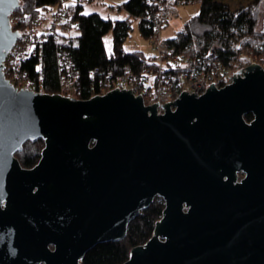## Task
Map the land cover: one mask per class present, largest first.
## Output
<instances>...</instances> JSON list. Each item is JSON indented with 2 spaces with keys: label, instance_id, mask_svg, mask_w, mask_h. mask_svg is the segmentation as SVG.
Here are the masks:
<instances>
[{
  "label": "water",
  "instance_id": "obj_1",
  "mask_svg": "<svg viewBox=\"0 0 264 264\" xmlns=\"http://www.w3.org/2000/svg\"><path fill=\"white\" fill-rule=\"evenodd\" d=\"M20 6L0 0L1 247L18 264H83L159 195L153 235L119 264H264L263 64L201 95L185 89L161 113L132 88L17 90L4 67ZM40 138V160L23 167L16 153Z\"/></svg>",
  "mask_w": 264,
  "mask_h": 264
},
{
  "label": "trees",
  "instance_id": "obj_2",
  "mask_svg": "<svg viewBox=\"0 0 264 264\" xmlns=\"http://www.w3.org/2000/svg\"><path fill=\"white\" fill-rule=\"evenodd\" d=\"M166 0H127L123 2L127 16L122 19L106 18L99 12H86L82 0H21L11 19L21 12L20 20L13 22L14 28L25 31L31 18L43 21V15L64 5L68 12L70 29L79 30L78 35L50 33L49 38L37 46L26 61L33 76L44 75V90L49 93L69 94L62 87V76L66 72L61 58L63 52L69 54L75 63L78 88L72 93L79 98H89L103 92L106 79L113 74L123 73L128 65L138 73H146L157 67L155 56H148L142 49L128 50L125 40L132 29V20L139 19L142 34L150 39L157 38L160 30L156 23L160 18L162 3ZM198 1L199 11L191 16L173 37L164 38L170 42L181 56L199 64L207 52L216 47L222 64L231 69L238 64L247 65L259 61L264 66V30L259 27L260 5L264 0H249L247 5L233 9L223 0ZM87 13V14H84ZM113 31L114 49L109 53L105 36ZM43 61L40 62V57ZM181 61L167 59L166 71L176 72ZM219 85L225 82L220 80ZM248 119L252 113L246 115ZM45 145L42 138L29 140L23 150L16 155L23 165L33 166L40 160ZM165 207L162 197L155 200L135 217L128 227L127 236L120 241L101 242L88 250L83 264H119L130 256L131 249L147 242L153 235L158 219Z\"/></svg>",
  "mask_w": 264,
  "mask_h": 264
},
{
  "label": "built area",
  "instance_id": "obj_3",
  "mask_svg": "<svg viewBox=\"0 0 264 264\" xmlns=\"http://www.w3.org/2000/svg\"><path fill=\"white\" fill-rule=\"evenodd\" d=\"M180 3H185V0H166L162 3L160 18L156 23L159 30L168 22L169 15L176 13L177 5ZM121 7L124 8V5ZM70 30L68 12L64 5L43 15V21L31 18L27 28L25 31H21V35L5 60L4 72L10 83L17 90L32 89L37 92H46L43 86L42 68L38 77L33 76L26 66V61L36 47L49 38L50 33H66ZM151 42L158 51L156 54L158 59L155 58V61L159 65L146 73H138L130 65L123 73L113 74L110 72V76L105 81L103 92L117 87L132 88L136 94L144 96L147 104L159 101L158 112L161 113L165 110L162 103L176 99L185 89L188 92L193 93L194 91L201 95L207 91L211 82H216L218 86H221L218 82L226 80L229 75L230 69L222 64L216 47H212L202 61L196 64L191 59L181 57L175 47L160 35L153 38ZM61 58L66 68V72L62 76V87L69 92L68 95L73 96L72 93L78 88L75 63L66 52L62 53ZM39 59L40 62L43 61L42 56ZM167 59L174 62L181 61V64L175 69L176 72L165 70L164 62ZM230 78L232 80L231 76H229Z\"/></svg>",
  "mask_w": 264,
  "mask_h": 264
},
{
  "label": "rangeland",
  "instance_id": "obj_4",
  "mask_svg": "<svg viewBox=\"0 0 264 264\" xmlns=\"http://www.w3.org/2000/svg\"><path fill=\"white\" fill-rule=\"evenodd\" d=\"M85 5L86 12H99L103 17L122 19L125 18L128 14L127 11L121 7L123 2L127 0H82ZM230 4L233 9H237L243 5H247L249 0H223ZM176 13L169 15L168 22L160 30L161 38L173 37L179 29L182 28L184 23L193 15H195L200 9V3L198 1H193L189 3H180L177 5ZM260 23L259 27L264 28V2L260 5ZM21 12H17L12 20L17 22ZM47 21V20H46ZM14 26V25H13ZM72 35H78L79 30L72 29L70 30ZM152 39L145 37L139 26V19L134 18L132 20V29L129 36L125 40V47L128 50L142 49L146 52L148 56H155L158 54V51L155 45L151 42ZM105 44L109 53H112L114 49V34L113 31H110L105 36ZM156 59H158L156 57ZM259 62V61H257ZM261 63V62H260ZM248 65V64H247ZM246 65L238 64L237 68L229 70V75L227 76L225 83H228L231 80L229 76H233L234 72L245 67Z\"/></svg>",
  "mask_w": 264,
  "mask_h": 264
},
{
  "label": "flooded vegetation",
  "instance_id": "obj_5",
  "mask_svg": "<svg viewBox=\"0 0 264 264\" xmlns=\"http://www.w3.org/2000/svg\"><path fill=\"white\" fill-rule=\"evenodd\" d=\"M253 117H251L249 120H251ZM248 119V118H247ZM22 163V162H21ZM37 164V163H36ZM35 164V165H36ZM33 165V166H35ZM23 167H26V168H31L33 166H25L22 164ZM245 171H239L238 172V180H242V178L245 176ZM159 196V195H158ZM157 196V197H158ZM161 197V196H159ZM163 198V197H162ZM164 199V198H163ZM1 236H2V231H0V242H1ZM51 247H53L51 245ZM14 247L11 246V249H8L7 246H4V249L3 247H1L0 245V264H18V256L16 254H14Z\"/></svg>",
  "mask_w": 264,
  "mask_h": 264
},
{
  "label": "snow or ice",
  "instance_id": "obj_6",
  "mask_svg": "<svg viewBox=\"0 0 264 264\" xmlns=\"http://www.w3.org/2000/svg\"><path fill=\"white\" fill-rule=\"evenodd\" d=\"M84 14H87V13H84Z\"/></svg>",
  "mask_w": 264,
  "mask_h": 264
}]
</instances>
